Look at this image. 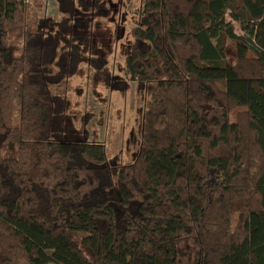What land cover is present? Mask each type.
Wrapping results in <instances>:
<instances>
[{
	"label": "trees",
	"instance_id": "trees-1",
	"mask_svg": "<svg viewBox=\"0 0 264 264\" xmlns=\"http://www.w3.org/2000/svg\"><path fill=\"white\" fill-rule=\"evenodd\" d=\"M44 9L0 0V264H264V0H144L123 165L69 139L76 52Z\"/></svg>",
	"mask_w": 264,
	"mask_h": 264
},
{
	"label": "rangeland",
	"instance_id": "rangeland-1",
	"mask_svg": "<svg viewBox=\"0 0 264 264\" xmlns=\"http://www.w3.org/2000/svg\"><path fill=\"white\" fill-rule=\"evenodd\" d=\"M144 0H45L43 17L75 50L73 74L59 92L67 100L66 125L72 141L102 143L110 159L132 163L140 148L142 108L138 87L125 74ZM235 32L247 37L229 14ZM227 60L236 63L228 41ZM253 57L252 51L245 50Z\"/></svg>",
	"mask_w": 264,
	"mask_h": 264
}]
</instances>
